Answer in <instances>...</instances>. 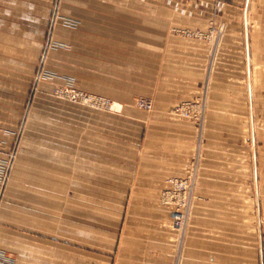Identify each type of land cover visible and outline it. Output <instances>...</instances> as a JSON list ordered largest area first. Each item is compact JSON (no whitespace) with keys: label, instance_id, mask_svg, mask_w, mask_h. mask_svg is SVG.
<instances>
[{"label":"crops","instance_id":"1","mask_svg":"<svg viewBox=\"0 0 264 264\" xmlns=\"http://www.w3.org/2000/svg\"><path fill=\"white\" fill-rule=\"evenodd\" d=\"M48 25L50 95L19 142L7 75ZM59 84L122 111L52 97ZM196 101L202 122L172 113ZM11 153L0 264H264V0H0V163ZM188 177L182 234L162 193Z\"/></svg>","mask_w":264,"mask_h":264},{"label":"rangeland","instance_id":"2","mask_svg":"<svg viewBox=\"0 0 264 264\" xmlns=\"http://www.w3.org/2000/svg\"><path fill=\"white\" fill-rule=\"evenodd\" d=\"M57 13L58 11H56V16H57ZM44 29H45L44 30L45 32L48 30V32H46L47 33L46 39L44 36V39L38 42H25L24 41L22 43V61L24 63V66H23L24 72L22 76L14 77L10 75L9 73L7 75L8 86H9V83L11 82H13V84H16L15 89L11 90L8 88V90L6 91L7 99L14 104V105L13 104L11 105L13 106L16 105V107L20 110L21 115H23L22 120L18 122V125H14L15 128H13L16 131L17 136H19V142H20V136L23 134L25 130L28 131L31 126V121H29L27 118L29 117L30 114H33L34 112L32 110L33 100L39 99V97L42 95L43 96L50 95L45 92L44 94L38 95V93L39 94L42 93V91L39 89V85H41L42 83L48 82V79H50V76L52 77L49 70H47V68L45 67V56H46L45 50L49 45V42H47V35L51 29V26L48 25ZM9 45L14 46V42H8V46ZM9 53H10V50L8 48V55ZM13 54H14V51H13ZM74 91L76 92L81 91L89 95H96L99 97H103V98L108 99L114 105L117 104L112 99H109L99 94L85 91L83 89H80L78 86L72 85V84L57 85V87L54 89L51 95L52 97H55L57 99L73 103L68 97H66V95L68 96V93H71ZM82 106H85V105H82ZM86 107H89V106H86ZM91 109L109 111L112 113H120L122 111V107L120 108L119 105H117L116 110L114 111H110L108 109H95V108H91ZM19 142H17L16 151L18 149ZM13 154L15 156L14 158L11 157V154H10L7 160H5L3 163H0V194L4 190V188L2 190L1 185L4 183V181L6 182L5 185L7 184L10 178V172L14 168V164H15L14 161L16 158V153H13Z\"/></svg>","mask_w":264,"mask_h":264},{"label":"built area","instance_id":"3","mask_svg":"<svg viewBox=\"0 0 264 264\" xmlns=\"http://www.w3.org/2000/svg\"><path fill=\"white\" fill-rule=\"evenodd\" d=\"M201 37L207 36L203 33H196ZM66 95V94H65ZM73 103L89 106L95 109H108L110 111L116 110L117 104L114 105L108 99L96 95H89L84 92H71L66 95ZM140 109L151 111L154 107L152 100L141 98L137 101ZM172 113L178 116L192 118L198 122H202L205 113L204 101L186 102L174 107ZM11 157H15L11 153ZM171 189L162 193V201L165 204L172 205L173 209L170 217L173 226L180 233H184L189 222L190 206L195 187L193 177L188 178H171L169 180ZM5 181L1 185L2 190L5 187Z\"/></svg>","mask_w":264,"mask_h":264}]
</instances>
